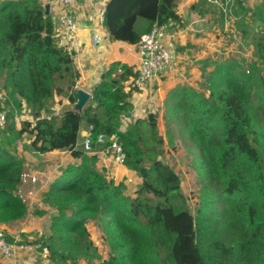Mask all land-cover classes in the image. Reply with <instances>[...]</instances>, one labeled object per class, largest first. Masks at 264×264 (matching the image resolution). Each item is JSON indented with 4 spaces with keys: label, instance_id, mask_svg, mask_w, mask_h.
I'll return each mask as SVG.
<instances>
[{
    "label": "trees",
    "instance_id": "obj_1",
    "mask_svg": "<svg viewBox=\"0 0 264 264\" xmlns=\"http://www.w3.org/2000/svg\"><path fill=\"white\" fill-rule=\"evenodd\" d=\"M140 18L146 21L141 27ZM170 21L184 25L178 0H109L103 26L111 41L137 44L155 24ZM53 27L40 0L0 1V78L9 98L8 124L0 128V225L28 211L19 193L24 162L16 150L27 135L36 152L70 149L81 159L62 169L43 197L55 211L49 234L37 240L53 261L264 264V32L255 39L251 69L245 57L205 60L198 87L178 84L167 93L163 119H181L203 155L205 186L194 215L179 173L164 160L159 113L135 118L122 130L134 110L136 88L125 87L134 66L112 62L83 111L53 109L56 95L74 102L80 76ZM26 109L31 119L17 129L15 117ZM84 130L94 150L100 134L117 138L124 165L142 179L135 197L99 169V155L84 147ZM89 222L110 247L107 259H101Z\"/></svg>",
    "mask_w": 264,
    "mask_h": 264
},
{
    "label": "crops",
    "instance_id": "obj_2",
    "mask_svg": "<svg viewBox=\"0 0 264 264\" xmlns=\"http://www.w3.org/2000/svg\"><path fill=\"white\" fill-rule=\"evenodd\" d=\"M53 1L46 0L48 3L46 7H50L52 16L54 15ZM108 1L77 0L76 3L80 52L75 57V67L80 76L73 89V96L78 90L89 93L90 96L84 107L91 100L93 88L100 80L101 74L112 62L121 61L131 66H135L140 62L136 44L109 39L101 19V14L104 13ZM244 1L245 5H240L244 8L242 13L233 14L232 9L236 22L239 20L243 23H250L245 26L241 36L245 45L241 42L240 48L236 49L237 54L241 53L245 59L252 60L253 58L254 60V36L256 32L251 33L250 27L253 23L262 22L261 9H264V0ZM217 8L219 9V6L210 0H178V12L184 25L176 24L175 27H172L169 30L168 38L176 42L179 66L155 77L145 90H134L130 99L134 105V110L131 112V116L125 117L122 130H126L128 124L135 118H144L150 112L159 113V116L163 119V105L169 90L178 84L198 87L202 76V61L226 58L236 53V51L232 50L230 52L227 50L224 43H222V40L228 35V27L224 24V20L223 22L219 20L216 13ZM96 34L100 36L97 43L94 42ZM126 90L128 91L127 88ZM75 97L74 102H71L65 95H56L53 109L57 113L69 108L83 111L84 107L82 109L77 108L79 99ZM27 119H31V117ZM24 120L26 119L22 114L17 115L15 127L20 129L21 121ZM87 133L84 130L82 135L85 137ZM97 149L99 169H104L108 179L114 180L116 184L123 182L127 195L136 194L135 192L142 183V179L137 172L125 165L118 164L109 149L100 146ZM16 150L24 162L23 173L29 175L19 187V193L25 200L28 211L23 218L2 224L0 227L23 240H36L49 234L52 215L55 211L43 202L44 194L49 190L50 184L61 175L62 169L79 165L81 159L74 157L70 149H56L46 153L36 152L32 149L31 139L27 135L17 141ZM30 175L36 176L37 181L32 182ZM34 214H37L38 217L36 218ZM0 262L4 264L40 263L36 260V257L25 253H20L13 258H0Z\"/></svg>",
    "mask_w": 264,
    "mask_h": 264
},
{
    "label": "built area",
    "instance_id": "obj_3",
    "mask_svg": "<svg viewBox=\"0 0 264 264\" xmlns=\"http://www.w3.org/2000/svg\"><path fill=\"white\" fill-rule=\"evenodd\" d=\"M216 3L224 13L227 24L233 25L235 18L232 15V8L237 0H210ZM245 5L244 0H240ZM77 0H54L53 9V30L57 37L58 45L69 53L74 59L80 52L79 48V21L76 10ZM102 21L104 13L101 14ZM176 26L175 21L163 24H155L151 31L142 35L140 41L136 44L140 62L133 67L135 76L128 80L125 87L129 90L143 91L148 84L160 74L179 66L177 45L174 40L169 39V30ZM99 34L94 36V42L97 43ZM109 40V39H108ZM249 72V70H247ZM8 95L0 89V128L4 129L8 124L9 107ZM17 116L15 117L16 120ZM85 149L89 153H97L98 149H93L91 133L88 132L83 141ZM109 143V145H106ZM97 144L100 147L109 149L114 155L118 164L124 165L125 154L121 144L115 136L107 137L100 134L97 138ZM29 175L22 173V181H25ZM31 181L36 182L37 177L30 175ZM25 201V200H24ZM20 253H25L36 257L39 264H62L53 261L50 257L49 248L42 241L23 240L18 236H13L4 228L0 227V258H13Z\"/></svg>",
    "mask_w": 264,
    "mask_h": 264
},
{
    "label": "rangeland",
    "instance_id": "obj_4",
    "mask_svg": "<svg viewBox=\"0 0 264 264\" xmlns=\"http://www.w3.org/2000/svg\"><path fill=\"white\" fill-rule=\"evenodd\" d=\"M40 1L44 5L48 4L46 0H40ZM232 9H233V14L237 12H239L240 14L243 12L244 8L243 6H240L239 4L237 5L236 3L234 8ZM261 11L263 14L262 22L253 23L250 27L251 33L254 31L256 32L254 36L255 39L256 37L260 36L261 33L264 32V9H261ZM219 12L222 13L221 9L217 8L216 13L218 14L219 20H222V22L224 20V24H226V27H228L227 28L228 35L227 37H225L224 40H222L223 41L222 43H224L225 45L224 47H226V49L229 50L230 52L232 50L236 51V53L232 56H236L238 58L243 57L244 55H242L241 53L237 54L236 48H240V45H242L241 36L243 34V30L245 29V26L249 25L250 23L248 24L245 22L243 23L242 21L239 20L236 22L235 19L233 25L229 26L226 22L225 16H223V14L221 15V13ZM233 17L235 16L233 15ZM145 22H146L145 19L140 18L137 25L141 27L144 25ZM242 43L245 45L244 42ZM256 59L257 58H255L254 61H256ZM246 60L247 62L245 63V68L251 69L250 65L251 62L253 61V58L252 60H248L246 58ZM1 86H2V79L0 78V89H2ZM53 107H55V104L53 105ZM22 115L24 119L31 117L28 109H26V111H23ZM158 122H159L160 134L163 135L165 139L164 160L167 161L179 173L182 180L183 192L189 198V207L192 213L196 215V211L199 206L201 188L205 186V182L203 181L204 180L203 170L202 168H200L201 163L203 161L202 151L200 147L192 139L191 129L181 119H176L169 123H166V121L159 116ZM22 123L23 121H21V124ZM0 137H1V132H0ZM135 195L136 194L130 196L135 197ZM37 214H34L36 218L38 217ZM87 226L90 231L91 238L94 240L95 244L99 249L101 259L102 260L107 259L110 254L109 245L103 241L101 233L99 232V230L97 229L96 225L93 222H89ZM99 263L100 261H94V264H99ZM79 264H87V262L85 260H81Z\"/></svg>",
    "mask_w": 264,
    "mask_h": 264
},
{
    "label": "water",
    "instance_id": "obj_5",
    "mask_svg": "<svg viewBox=\"0 0 264 264\" xmlns=\"http://www.w3.org/2000/svg\"><path fill=\"white\" fill-rule=\"evenodd\" d=\"M46 13H50V7H46ZM74 96H76L79 99V103L77 104V108L82 109L85 105L86 100L90 96L89 93L83 91V90H78L77 92L74 93ZM75 97V98H76ZM127 116H131V113H128Z\"/></svg>",
    "mask_w": 264,
    "mask_h": 264
}]
</instances>
